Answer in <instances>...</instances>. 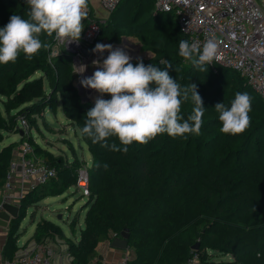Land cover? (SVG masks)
I'll return each instance as SVG.
<instances>
[{"label": "trees", "instance_id": "16d2710c", "mask_svg": "<svg viewBox=\"0 0 264 264\" xmlns=\"http://www.w3.org/2000/svg\"><path fill=\"white\" fill-rule=\"evenodd\" d=\"M144 1L121 0L109 11L106 23H101L94 45L106 36L115 41L121 34L142 36L151 32L149 48L157 57L140 60L161 70L165 62H170L173 68L168 69L169 74L182 87L190 83L197 85L206 108L201 134H185L186 139L160 134L147 144L133 142L127 146L126 153L101 147L81 134L91 154L89 195L79 237L67 244L69 264H99L98 244L118 236L122 230H127V247L133 250V256L125 264H185L194 252L199 259H205L207 248L231 253L234 259L206 264H264V100L238 72L217 64L199 71L180 57L179 41L187 38L178 29L175 15L161 11L167 17L158 19L160 11H156L154 0H150V9L143 8ZM133 2H137V7L130 14V25L118 30L117 18L128 14ZM28 10L26 0H0V28L14 14L27 18ZM52 38L46 34L40 36L48 45ZM48 54L49 49L42 48L31 60L21 53L15 62L0 64V95L6 97L1 101L0 141L3 131L20 130L17 114L28 117L42 107L54 109L58 99L64 116L79 131L84 126V116L95 103L81 101L70 55L62 52L49 58ZM160 57L165 61L159 62ZM138 61L131 63L135 65ZM35 70L42 76L29 78ZM44 80L49 90H45ZM236 92H247L251 97V122L241 134H224L220 132L222 125L213 108L219 102L230 107ZM110 99L111 96L107 100ZM25 102L29 104L22 105ZM194 107L191 99L182 103L181 114L185 119ZM32 122L28 120L30 129ZM210 129L215 132L211 133ZM24 140L31 144L36 156L56 169V175L19 199L18 216L8 224L4 245L7 254H13L17 247V226L27 206L66 190L75 183V171L83 164L77 157L64 161L54 156L51 150L35 142L29 131L21 134L17 142L0 147V191L13 150ZM208 141L214 151L207 154L211 159L206 163L205 158H200V151ZM108 143L125 147L115 137ZM197 164L201 165L200 170ZM71 224L74 225V220ZM50 233L64 235L58 224L42 218L32 237L41 243ZM197 240L198 249H192Z\"/></svg>", "mask_w": 264, "mask_h": 264}, {"label": "clouds", "instance_id": "9594fccd", "mask_svg": "<svg viewBox=\"0 0 264 264\" xmlns=\"http://www.w3.org/2000/svg\"><path fill=\"white\" fill-rule=\"evenodd\" d=\"M26 4L29 8L27 18L14 14L0 28V64L15 62L21 53L31 60L42 48H48L49 45L40 39L41 34L48 37L55 34V39L65 46L80 41L84 29L82 21L88 15V0H26ZM92 51H107L109 55L103 60L102 68L80 83L86 89L111 96L110 100L97 98L94 107L84 116L80 132L92 143L126 153L127 146L133 142L147 144L160 134L185 139V134H201L206 108L197 85L190 83L182 87L169 74L168 69L173 68L170 62H165L163 70L154 64L146 66L142 60L133 65L129 54L121 48L114 49L111 44L97 43ZM179 56L199 71H205L208 70L206 66L218 58V43L210 38L201 47L198 42L180 40ZM92 63L98 65L100 61ZM78 69H81L78 73H83L86 66ZM189 99L195 107L185 119L181 105ZM214 110L219 114L221 133L241 134L251 122V97L247 92H236L230 107L219 102ZM112 137L125 147L109 144Z\"/></svg>", "mask_w": 264, "mask_h": 264}, {"label": "built area", "instance_id": "2783aa9c", "mask_svg": "<svg viewBox=\"0 0 264 264\" xmlns=\"http://www.w3.org/2000/svg\"><path fill=\"white\" fill-rule=\"evenodd\" d=\"M120 1L100 0V3L111 11ZM154 4L156 10L175 15L178 29L189 42H198L202 47L207 39H214L218 43V58L209 65L217 64L238 72L251 89L264 100V3H258L257 0H154ZM87 11V18L82 21L84 29L80 41L65 46L56 40L53 34L48 47L49 58L67 52L72 65L75 64L78 68L94 61L96 53L92 49L100 35L102 19L91 12L89 3ZM83 48L90 51L89 56L83 54ZM88 73L86 68L80 73L79 79ZM17 125L22 134H28L30 131L29 123L22 115L17 118ZM19 151V163L11 160L0 191V209L3 202H12L9 190L12 189L14 178L21 188L31 190L47 183L56 175V169L36 156L27 140L21 142ZM17 166H20V169H17ZM88 167L89 165L83 163L75 171V185L86 196L89 195ZM52 253L48 245L36 243L28 252L20 253L8 260L7 264H52ZM67 256L71 260L69 252ZM198 261L199 255L194 252L185 264H197ZM125 262L126 258L123 257L117 264Z\"/></svg>", "mask_w": 264, "mask_h": 264}, {"label": "rangeland", "instance_id": "374dc122", "mask_svg": "<svg viewBox=\"0 0 264 264\" xmlns=\"http://www.w3.org/2000/svg\"><path fill=\"white\" fill-rule=\"evenodd\" d=\"M132 2L133 0H129ZM258 3H264V0H257ZM91 12L98 18L102 19V24L106 23L108 18L109 10L105 8L100 0H88ZM145 9H150L151 1L145 0L143 3ZM137 7V2H133L130 7V12L128 14L122 15L117 18V24H119L118 30H124L128 28L130 25L132 18H130V14L135 11ZM154 9V5H153ZM152 9V10H153ZM155 13V10H154ZM164 12H159L158 19H166L167 15H164ZM96 41V40H95ZM152 42L151 32L143 33L142 36L136 33H126L121 34L119 38L115 41H112L107 36L99 41V43L103 44H123L126 43L128 49L134 52V55L131 56L134 60H155L157 55L153 51V49L149 48V45ZM107 58H98L96 55L94 60L100 61L98 66L102 65L103 60ZM130 61V62H131ZM165 58L160 57L159 62H164ZM74 66V67H73ZM72 69L75 74L74 84L80 94L81 97L86 96L87 89L84 88L80 81L85 78L84 75L80 80V69L75 67L73 64ZM42 76V73L39 70H35L34 73L29 77H38ZM44 82L45 90H49L47 87L46 80ZM21 83H18L17 87L21 86ZM90 99L95 103L97 98L107 100L110 94H101L97 90L90 88ZM85 92V93H84ZM6 99L5 96L0 95V110L3 112L2 100ZM61 100L58 99L57 105L54 109L49 107H42L40 110H37L35 113L30 114L28 117L24 115V117L28 120H32L30 132L32 138L35 142L40 144L41 146L46 147L51 150L54 156L61 158L62 160H73L77 157V160L83 162L87 165L91 164V154L89 149L87 148L86 143L84 142L79 129L72 124L63 114L61 108ZM29 104L23 103L22 105ZM21 105V106H22ZM214 109V108H213ZM14 111V110H13ZM217 116L219 115L217 112L215 113ZM20 115L17 114V118ZM215 129H210V132H215ZM3 139L0 141V147L4 144H7L11 141H18L20 138L19 131L18 132H6L3 131ZM211 141H208V145L202 147L200 151V158H205L207 160L211 159L207 154L214 151V147L210 145ZM21 144V143H20ZM19 144V146H20ZM245 158V157H243ZM206 163H203L205 165ZM197 168L200 170L201 165L197 164ZM203 168V167H202ZM255 174V172H254ZM53 181L48 183L47 185H51ZM48 187V186H47ZM46 187V188H47ZM87 201V196L83 195L81 191L76 187L75 183L69 186L63 192L56 195H47L43 197L37 205L31 204L27 206L25 209V215L18 223L17 233L18 239L20 242H24L27 240L31 234L33 233L35 226L39 220L42 218L49 219L52 222L58 224V226L63 231L64 235L60 236L58 233H50L42 239V243L46 245L52 243H59L64 245L68 244L71 241H76L79 237V229L83 226L84 215L86 211L85 203ZM74 220V225L72 226L71 221ZM35 240V239H34ZM36 241V240H35ZM39 241H36V243ZM198 247L200 242L197 240ZM195 242V243H196ZM194 243V244H195ZM198 249V248H197ZM205 259H199L197 264H206L211 262H219V261H230L233 260L234 257L231 253H227L224 251H218L215 249L207 248L205 249ZM133 256V250L130 247L125 248V255L123 257L126 260Z\"/></svg>", "mask_w": 264, "mask_h": 264}, {"label": "crops", "instance_id": "0c3cea01", "mask_svg": "<svg viewBox=\"0 0 264 264\" xmlns=\"http://www.w3.org/2000/svg\"><path fill=\"white\" fill-rule=\"evenodd\" d=\"M20 146L19 144L14 148L13 150V158L11 160L15 161L16 163H19L20 160ZM28 188H21L19 182L16 178H14L12 183V189L9 190V193L12 195V202L13 204L17 205L19 204L20 194L23 195L26 193ZM10 222V220H9ZM8 222V224H9ZM8 224L7 226H0V264H7V261L10 260L8 254H10L8 251V254L6 253V250H4L5 241L7 239V233H8ZM33 234V233H32ZM31 236L25 240L24 242H20L18 237L16 239V249L14 250L13 254L11 255V258L19 255L23 252H28L34 244H36V241ZM45 244V243H44ZM48 246L52 249L53 253L51 256L52 264H69L70 259H68V251H67V245L62 242V244H59L57 242L50 243ZM97 250L101 255V263L103 264H117V261L125 255V249H120L111 246L110 240H106L104 242H100L97 246ZM94 264V263H93Z\"/></svg>", "mask_w": 264, "mask_h": 264}, {"label": "water", "instance_id": "95a60500", "mask_svg": "<svg viewBox=\"0 0 264 264\" xmlns=\"http://www.w3.org/2000/svg\"><path fill=\"white\" fill-rule=\"evenodd\" d=\"M156 11H158V10H156ZM82 52L85 56L90 55V51L86 48H83ZM132 59H133V57H132ZM86 68L90 72L95 68V65H93V63L90 62L87 64ZM99 68H102V65H100ZM80 98H81L82 102L91 101L90 95H88L87 93H86V96H84V97L80 96ZM19 134L20 135L22 134L21 130H19ZM17 169H20V166H17ZM18 211H19L18 205H15V204L9 203V202H3L2 208L0 209V226H4V227L7 226L10 219L16 218L18 216ZM127 239H128L127 230H122L118 236H114L110 240V244L113 247L125 249L128 246L127 245ZM197 248H198V243L196 242L195 244L192 245V249H197Z\"/></svg>", "mask_w": 264, "mask_h": 264}, {"label": "bare ground", "instance_id": "6f19581e", "mask_svg": "<svg viewBox=\"0 0 264 264\" xmlns=\"http://www.w3.org/2000/svg\"><path fill=\"white\" fill-rule=\"evenodd\" d=\"M112 46H113V48L115 49V48H121V49H123L127 54H129L130 56H133L134 55V52H132L130 49H128V46L126 45V43H123V44H111ZM106 55H109V53L107 52V51H105V52H103V53H96V56L98 57V58H103L104 56H106ZM100 66H98V65H95V68L92 70V71H90L88 74H85V76L86 77H90V76H92V74L94 73V71H96L98 68H99ZM89 89V90H88ZM90 88H87V94L88 95H90V96H92L91 94H90ZM85 93V92H84Z\"/></svg>", "mask_w": 264, "mask_h": 264}]
</instances>
